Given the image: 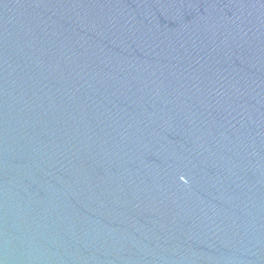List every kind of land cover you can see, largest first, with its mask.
Masks as SVG:
<instances>
[{"label": "water", "instance_id": "water-1", "mask_svg": "<svg viewBox=\"0 0 264 264\" xmlns=\"http://www.w3.org/2000/svg\"><path fill=\"white\" fill-rule=\"evenodd\" d=\"M0 264H264V0H0Z\"/></svg>", "mask_w": 264, "mask_h": 264}]
</instances>
